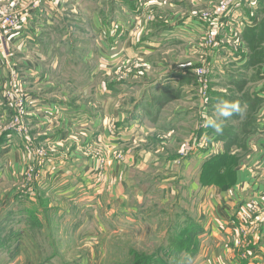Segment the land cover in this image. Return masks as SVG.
I'll return each instance as SVG.
<instances>
[{
	"label": "rangeland",
	"instance_id": "obj_1",
	"mask_svg": "<svg viewBox=\"0 0 264 264\" xmlns=\"http://www.w3.org/2000/svg\"><path fill=\"white\" fill-rule=\"evenodd\" d=\"M41 1L0 0V9L13 10L18 24L16 29L11 30L10 35L5 36L4 42H2L4 49L0 51V63L4 62L0 66V83L2 85L0 105L5 106L4 112L0 113V135L4 132L13 134L1 153L8 154L7 158H0V163L7 161V167L10 169L0 174V264H148L157 254L158 258H154L150 264H158L159 260L168 262V264H199L200 261L195 263L197 260L195 257L201 255L203 249L205 255L209 250L208 242L204 241L207 237L205 234H208L206 225L208 218L206 217L213 208L211 199L215 196L214 192L207 188H218L220 191L233 189L237 182L236 173L239 169L248 167L250 170H260L264 166V162L259 159V153L246 148L251 143L264 146V135H258L252 129L257 121L264 120V103H256L249 98L250 93H254L255 90L262 89L264 86V34L261 33V30L254 32L247 40L244 38L245 32L243 33L245 29L242 32H238L236 29V32L232 33V35H236V42H234L236 45L228 39L229 33L227 34L226 30L221 31L220 38L219 34L217 35L220 40V46L217 47L219 52V48L231 44V51L236 56L248 59L245 65L246 70L228 68L235 79L233 84L225 85L215 77L219 66L211 71L208 59H205L208 52L215 49L207 44V38L204 39L210 32L209 23L201 21L208 23V29L196 44V47L202 50L198 59L196 56L186 58L181 51L169 49L153 55L148 61L126 62L114 77L110 80L105 79V81H115L133 86V96L128 101V105H124L123 100L116 99L105 103L107 100L96 92V85L99 82L93 75L95 69L93 65L80 67L83 69L84 75L92 77V82L87 89L77 90L62 78L69 67L64 69L60 63L58 70L54 71L51 70V63H48L56 59L55 53L50 50L51 38L49 37L52 29H67L70 35V39L67 41L74 43L73 48L76 53L82 51L83 48H89L91 42L86 45L85 43L80 44V41L89 39L83 30L90 25V17L74 5V0H61L60 3L68 19H71L69 28L64 24L61 28L53 15H49L44 22L39 21L37 25H34L33 22L32 29L41 34L39 37L46 45L47 50H45L46 54L42 55L43 60L33 59L25 53L26 43L24 40L18 39L17 32L24 25V12ZM132 1L136 2L141 10H144L147 25L138 27L139 33L142 35L151 33V25L153 28L157 25H168L171 20L175 22L174 17H178L180 9L183 10L184 16L196 14V16L206 15L209 17L223 8L222 5L226 0H212L206 6L202 4L203 7L193 6L192 0H176L172 4L175 6L178 4L180 9L167 5L165 7L167 14L163 13L164 9L158 10L160 6H164L161 2ZM244 1L245 3L238 6L237 11L244 9L248 12V17L254 23L253 26L264 22V18H260L259 22V17L264 16V10L262 14L258 13L259 10L264 9V0H252L255 3L254 6L248 0ZM240 7L242 8L240 9ZM232 12L230 13L231 20H233ZM235 22L236 18L234 17L233 23ZM234 27L236 28V25ZM82 35H84V39ZM63 36L60 37L61 43ZM8 56H11L13 61L10 62ZM87 62L90 63L91 60H87ZM23 63H26L28 67L35 68L36 72H34L38 75L34 76L25 71ZM221 66H223V72L224 70L227 72L226 64ZM181 67L188 68L194 74L196 70H204L206 76L202 75V79L205 81L206 89L202 91L201 88V92L198 90L193 74V88L198 94L196 104L198 102L200 104L199 112H182L184 114L179 115V121H172L175 116L181 114V110L196 106L193 96L182 99L178 95L167 93L160 99L153 100L150 95H148L149 98H143L142 95L143 91L154 84L159 77L170 71H179ZM42 74L45 76L44 79H42ZM38 78L39 80L36 81ZM10 85L15 88L12 89ZM37 95L42 96L43 102L66 101L77 108L84 107L86 110L94 112L95 115L98 112L101 126L110 132L115 131L118 113L121 112L122 107H125L128 112H134L138 107H141L142 110L149 109L155 115L147 118L148 122L145 123V126L147 129L154 128V130L150 134H145L146 136L140 133L135 143L117 149L104 146L99 139L92 137H89L85 144L86 135L79 136L78 132L70 129L67 132L56 134L52 128L46 125L43 126L44 128H40V122L35 126L29 120L38 116L30 110L34 103L32 98ZM219 95L226 98L225 100L220 99L221 103L218 101ZM145 100L147 101L145 102ZM244 101L249 103V108L241 106L240 102ZM15 104L19 108L17 124L13 121L12 108ZM39 104L41 103L38 102ZM225 104L238 105L240 111L233 112L227 118L220 116L218 109L223 110ZM210 109L212 113H209ZM214 111L217 113L212 117ZM205 112H208L207 116L203 115ZM43 116L41 117L44 118ZM209 120H216L222 127L221 131L217 132L214 128L209 127ZM205 121L207 123L204 125ZM13 128H21L22 132H17ZM212 130H215L216 133ZM211 133H215L227 143L214 140ZM48 137L60 138L46 141ZM222 152L227 158L225 173L229 172V175H232L229 178L231 182L224 181L220 185H202L200 172L203 163L209 157ZM205 153L212 155L205 159L203 157ZM71 157H78L79 160L67 164L72 161L69 160ZM54 158L68 160L59 168L65 170L68 175L70 174L67 171L71 170L69 180L74 190L68 194V198L71 197L70 200L53 195L58 190L56 187L61 182V174L53 187V180L42 181L41 183L44 182V184L36 185V190L32 187L35 181L38 184L41 176L54 171L55 168L49 162ZM8 162L10 166H8ZM82 167H85L86 172L90 173L83 174ZM79 168L81 171L83 170V173ZM115 171H117L116 178L113 175ZM78 174L86 176V180L89 182L88 186L92 184L89 179L94 181L93 175L96 178L94 182H97V185H103L100 189L101 192L97 194L99 201L97 197L95 203L93 202L95 198H84L87 187L80 182ZM121 181H127L130 186H127L126 189L118 187L117 184ZM192 187L196 189L191 192L190 188ZM238 189H241V185L237 186V191ZM33 190L37 194L36 200L40 202L39 225L36 220L31 218L33 215L31 208L26 211L29 223L22 226L18 220L19 215H22L20 213L21 204L27 205L29 201L26 199V195L29 194L28 191L33 192ZM76 194L77 196H75ZM73 195L75 200L72 198ZM253 198L245 205L237 206L240 211V220L244 223L249 218L250 222L247 228L250 229H255L256 214L259 212V207L256 205V211L245 213L248 203L250 206H254L255 199ZM72 203L77 209L84 208V215L79 213L78 216H75L72 214L74 211ZM106 204H108L107 209L111 208L113 204H118L115 205L118 208L125 206V212H128L131 206L138 205L133 218L129 215H125L126 218L124 215H120L121 221L112 219L108 221L99 217L102 214L101 210L106 208ZM231 208L232 206H229V209ZM66 210L70 211L74 220H83V226L88 230L87 233H84L83 229H81L83 232L76 236L68 233L70 227L63 225L61 221L66 219L64 214ZM213 215H215L214 211ZM191 221L196 222L202 232L198 235L197 251L187 258L184 254L173 253L174 249L170 247V242L172 237H176L182 228ZM243 228L245 229V227ZM257 229L258 227L255 230ZM35 232L40 239L44 240H22L33 237ZM72 233L76 234L77 232ZM26 234L30 235L25 236ZM239 236L240 238H236L234 241V251L240 259H243L244 252L249 249L250 244L246 243L245 230L239 231ZM205 258L209 263L210 258L208 256Z\"/></svg>",
	"mask_w": 264,
	"mask_h": 264
},
{
	"label": "crops",
	"instance_id": "obj_2",
	"mask_svg": "<svg viewBox=\"0 0 264 264\" xmlns=\"http://www.w3.org/2000/svg\"><path fill=\"white\" fill-rule=\"evenodd\" d=\"M149 1H158L163 3L164 6H160L158 10L164 9V14L167 12L165 10L167 5L180 9L178 4L177 6L172 4V2L175 3L176 0ZM210 1L212 0H192L191 2H193L192 5L195 7H203L202 4L206 6V4ZM60 3L61 0L60 2L59 0H42L39 4L24 12V25H22V28L19 29V32H17V36L18 39H21L22 41L24 40L26 43L25 53H27L29 57L43 60L42 55H45V50H47L46 45H44L42 39L39 37L41 34L36 33L35 30L32 29L33 22L34 25H37L39 21L44 22L49 15H53L54 19L59 23L61 28L62 24H64L65 27L68 26V28L71 26V19H68L63 6ZM74 5L79 7L86 13L87 16L90 17V25L83 30V33H85L86 37L89 39L80 41V44L85 43L86 45L88 42H91L89 44V48L86 49L81 46L83 48L82 51L76 53V50L73 48L74 43L72 44L67 41V39H70L67 29H52L49 37L51 38L50 50L55 53L56 59L53 62L48 63H51V70L54 71L58 70V65H60V63L64 69L69 67V69H66L64 76L62 75V78L72 86L76 87L77 90L87 89L88 85L92 82V77L87 74L84 75V71L83 69H80V67L93 65L95 67L93 75L99 82L98 85H96V92L100 94V97H104L105 100H107L105 103L116 99L123 100L125 102L124 105H128V101L134 94L132 89L133 86L115 81H105V79L110 80V78L114 77L124 63L135 61L144 62L145 60L148 61L153 55L169 49H177L181 51L186 58L196 56L198 59L199 54L202 52L201 49L196 47V44L198 43L199 38L205 34L206 29H208V23L197 21L195 18L196 14H188L187 16H184L183 10L180 9L177 15L178 17H174L176 20L175 22L171 20L168 25H157L153 28L151 25V33L141 35L138 27H144L147 25V21L145 20L144 10H141L139 5L132 0H74ZM241 8L242 7H240V9ZM263 10L264 9L259 10L258 13L260 12L262 14ZM236 11L232 12V16L233 20L234 17L236 18L235 24L239 32H242L249 26H253L254 23L252 19L248 18V12L244 9ZM159 14L166 17L162 13ZM260 18H264V16L259 17V22L261 21ZM61 36H63L62 43L60 39ZM82 37L84 39V35H82ZM219 49L220 52L218 49L209 51L207 58L205 59H208V65L211 71L219 66L215 74L216 78H219L225 85H229L231 83L233 84L235 76H233L231 70L229 71L228 68L246 70L245 65L247 57L236 56V54L231 51V44H226ZM10 57L11 56H8V59L11 62L13 59ZM1 59H3V57H1ZM87 60H91L90 63L93 64L88 63ZM1 63L3 64L4 62ZM1 63L0 66L2 65ZM222 64H226L225 68L227 72L225 70L223 72V66H221ZM23 66L25 71L32 73L34 76L38 75L35 73V68L28 67L26 63H23ZM44 78L45 76L42 74V79ZM46 78L49 80L48 77ZM38 80L39 78L36 81ZM192 81V71H189L188 68L181 67L179 68V71H170L169 73L159 77L154 84H151V86H148L143 91L142 96L143 98H149L148 95H150L153 100L160 99L167 93L175 96L178 95L182 99L187 96H193L194 105L196 106L186 110H181V114H178L172 119V121H179V115L184 114L182 112H199L198 107L200 104L199 102L196 104L198 94L193 88L194 82L192 83ZM1 88L2 85L0 83V90ZM38 96L39 95L32 98L34 103L32 104V107H30V110L35 112L38 116L34 117V119L30 118L29 120H31L35 126L38 122H40V128H44L43 126L45 125L52 128L56 134L65 131L67 132L68 129H70L78 132L77 134H79V136L86 135L84 138L85 144L89 137H92L93 139H99L104 146H111L114 147V149H117L135 143L140 133L146 136L154 130V128L147 129V126H145V123L148 122L147 118L149 119L150 116L155 115L154 112L149 109L142 110L141 107H138L134 110V112H128L125 107H122L121 112L118 113L115 131L110 132L107 129L106 131L104 127L101 126L98 112H96L97 115H95L94 112L86 110L84 107L77 108L75 105L66 101L53 102L50 100L49 102H43L42 96ZM218 98L220 103V99H226L222 97V95H219ZM249 98L252 99L253 102L264 103V86L262 89H257L254 93H250ZM146 101L147 100H145V102ZM38 102L41 104L38 105ZM248 104V102H242L243 107L249 108ZM4 108V105H0V113L4 112ZM207 113L205 112L203 115H206ZM209 113H212L211 109ZM215 113L217 112L214 111L212 117H214ZM206 123L207 121H205L204 125ZM252 129L255 130L254 133L264 135V120L257 121ZM212 131L215 132V130ZM215 133H211L214 140L225 143L224 139L216 136ZM58 138L48 137V139L46 138V141H52V139L57 140ZM263 147L264 146L259 144L252 143L246 146L249 150L259 153V159L264 162ZM2 151L0 152V158H7L8 154H1ZM210 155L212 154L205 153L203 157L206 159ZM69 160L72 161L67 164L76 162L79 158L71 157ZM67 161L56 158L50 159L49 162L51 166L55 168L54 171L50 174L41 176L38 184L35 181L32 187L36 190V185L44 184L46 180H53V187L54 183L61 174V182L56 187L58 190L55 191L56 194L53 195L70 200L71 197L68 198V194L74 190L69 180L71 170L67 171L70 174L68 175L65 170H60L59 168L61 164H64ZM8 166H10L9 162ZM85 167L82 168L84 169ZM7 169L10 170L7 167V161H1L0 174ZM85 169L83 173V170L81 171L79 168L83 174L87 173ZM116 172L117 171L113 172L115 178ZM236 174L237 182L233 189L225 191L222 189V191H220L218 188H207V190L213 191L215 194V196L211 199L213 208L209 211V214L206 217L208 218L206 223L208 234H205L207 237L204 241L208 242L209 250L206 253L207 255H205L203 249L201 251V255L195 257L197 259L195 260V263L200 261L199 264H264V166L260 170H250L248 167L246 169H239ZM78 177L80 178V182L84 183L87 187L85 193L86 196L84 198H95L93 201L95 203L97 197V200L99 201V195L97 194L101 192L100 189H102L103 185H97V182H94L96 180L94 175V181L88 178L89 181L92 182L90 186H88L89 182L86 180L85 175L83 176L82 174H78ZM42 181L44 182L41 183ZM239 185H241V189H238L237 191V186L239 187ZM117 186L122 187L123 189L125 187L126 189V187L130 186V184H128L127 181H121L117 184ZM224 188L227 189L226 187ZM195 189L196 188L193 187L190 188L191 192ZM35 190H33V192L28 191L29 194L26 195V199L29 202L26 201L27 205L25 206V203L21 204L20 213H22V215H19L18 220L19 224L22 226L29 223L26 211L31 208L33 211L31 218L36 220L39 225L40 213L38 212L40 211V202L36 200L37 194ZM75 196H77V194ZM75 196L73 195L72 197L74 200ZM251 198L255 199L254 201L257 202L259 207V212L256 214L255 220V229L258 227L257 230L247 228L250 222L249 219L247 222L243 223L239 218L240 211L237 206L243 204L245 205V203ZM72 204V208H74L72 214L75 216H78L79 213L84 215V208L77 209L74 203ZM115 205L118 204H113L111 208L107 209L108 204H106V208L101 210L102 214H100L99 217L108 221H110V219L113 221H121L120 215H124V217L125 215H129L130 217L134 216L135 209L138 204L131 206L128 212L124 211L126 208L125 206L118 208V206ZM229 206H232V208L229 209ZM213 211L215 212V215H213ZM241 212H243V209H241ZM64 214L66 219L61 221L63 225L70 227V232L68 233L76 236L78 233L83 232V230L84 233L88 232V230H86L83 226V220H74L69 210L64 211ZM128 219L130 220V218ZM243 227H245V229ZM241 230H245L246 243L250 244L249 249L244 252L243 259H240L234 251V241L236 238H240L239 231ZM74 231L77 233L73 234L72 232ZM28 235L30 234H26L25 236ZM22 240L41 241L44 239H40L37 232H35L33 237L23 238ZM205 256L210 258L209 263L206 262L207 258H205Z\"/></svg>",
	"mask_w": 264,
	"mask_h": 264
},
{
	"label": "built area",
	"instance_id": "obj_3",
	"mask_svg": "<svg viewBox=\"0 0 264 264\" xmlns=\"http://www.w3.org/2000/svg\"><path fill=\"white\" fill-rule=\"evenodd\" d=\"M249 3L254 6L255 3L252 0H248ZM242 3H245L244 0H226L224 1L221 9L216 11L213 15L207 17L206 15H198L195 18L197 21H207L210 26V32L208 33V37H204V39L207 40V44L210 45V47H213V49H217V47L220 46V40L217 38V35L220 34L221 31L227 32L228 39L231 40V42L236 45L234 42H236V35H232L233 32H236V29L234 26L236 25L233 23V20L230 18V13L232 11H236L239 5H242ZM16 7V6H15ZM8 11V12H7ZM249 18V17H248ZM214 21V23H212ZM18 26L17 24V17L13 10H7L6 8L0 9V51H3L4 46L3 43L5 36L8 34H11L12 29H16ZM213 30V31H212ZM238 31V29H237ZM239 32V31H238ZM203 39V40H204ZM205 40V41H206ZM194 74V73H193ZM202 75L206 76V72L204 70H196L194 74L195 82L198 87V90L201 92L206 89L205 81L202 79ZM204 76V77H205ZM206 80V79H205ZM12 89L15 87L13 85H10ZM22 106V104H19ZM20 106V107H21ZM13 109V121L17 124L19 122V112H18V105L15 104ZM21 123L22 117L20 116ZM17 130V132H22L21 128H13ZM256 205L257 203L254 201V206H250L249 203L246 205L247 208H245V213L249 211H256ZM248 216V214H246ZM249 219V218H248ZM248 221V220H247Z\"/></svg>",
	"mask_w": 264,
	"mask_h": 264
},
{
	"label": "trees",
	"instance_id": "obj_4",
	"mask_svg": "<svg viewBox=\"0 0 264 264\" xmlns=\"http://www.w3.org/2000/svg\"><path fill=\"white\" fill-rule=\"evenodd\" d=\"M262 29H264V22H260L255 26H249L243 31V33L245 32L244 38L248 40L250 35L252 36L254 32L260 30L261 33L264 34ZM240 104L242 106V102H240ZM12 137L13 134L8 132H4L0 135V152L3 150L4 146H7ZM226 160L227 158L224 156L223 152L206 159L201 168L200 183L206 186L220 185L224 183V181H228V183L231 182L229 178L232 177V175H229V172L225 173V168H227ZM201 232L202 229L197 226L196 222H189L184 228H182L176 237H172L170 247H173V253L184 254L187 258L191 257V254H194L197 251L196 245L198 243V235L201 234ZM154 258H158V254L152 257V259L150 258V262L154 260ZM150 262H148V264H150ZM158 264H168V262L166 263L163 260H159Z\"/></svg>",
	"mask_w": 264,
	"mask_h": 264
},
{
	"label": "clouds",
	"instance_id": "obj_5",
	"mask_svg": "<svg viewBox=\"0 0 264 264\" xmlns=\"http://www.w3.org/2000/svg\"><path fill=\"white\" fill-rule=\"evenodd\" d=\"M240 108L238 105H223V110L218 109L219 115L225 118L231 116L233 112H239ZM208 126L214 128L217 132L221 131V126L216 120H209Z\"/></svg>",
	"mask_w": 264,
	"mask_h": 264
}]
</instances>
